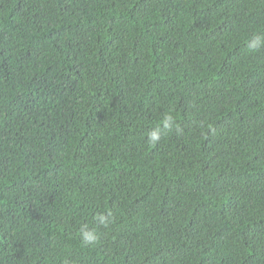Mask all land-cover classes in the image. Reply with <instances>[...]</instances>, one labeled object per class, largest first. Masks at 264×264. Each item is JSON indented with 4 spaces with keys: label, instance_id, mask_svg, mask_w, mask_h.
<instances>
[{
    "label": "trees",
    "instance_id": "16d2710c",
    "mask_svg": "<svg viewBox=\"0 0 264 264\" xmlns=\"http://www.w3.org/2000/svg\"><path fill=\"white\" fill-rule=\"evenodd\" d=\"M0 264H264V0H0Z\"/></svg>",
    "mask_w": 264,
    "mask_h": 264
},
{
    "label": "clouds",
    "instance_id": "9594fccd",
    "mask_svg": "<svg viewBox=\"0 0 264 264\" xmlns=\"http://www.w3.org/2000/svg\"><path fill=\"white\" fill-rule=\"evenodd\" d=\"M174 127L177 133L182 132V129L176 125L174 118L171 115H166L163 118L161 125L149 132L147 137L148 142L151 144L157 143L161 139L162 135L171 131ZM97 219L99 224L104 227H108L111 223L110 217L105 215H100ZM79 231L81 239L85 245L94 246L100 242V233L95 228H89L87 225H82Z\"/></svg>",
    "mask_w": 264,
    "mask_h": 264
}]
</instances>
